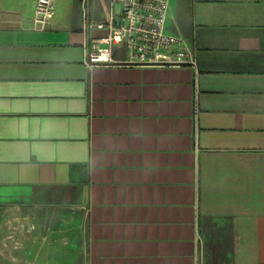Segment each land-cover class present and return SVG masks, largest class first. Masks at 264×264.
Instances as JSON below:
<instances>
[{"label": "crops", "instance_id": "0c3cea01", "mask_svg": "<svg viewBox=\"0 0 264 264\" xmlns=\"http://www.w3.org/2000/svg\"><path fill=\"white\" fill-rule=\"evenodd\" d=\"M33 6L0 1V207L73 211L86 264H264V0H170L195 68H87L108 0Z\"/></svg>", "mask_w": 264, "mask_h": 264}, {"label": "built area", "instance_id": "2783aa9c", "mask_svg": "<svg viewBox=\"0 0 264 264\" xmlns=\"http://www.w3.org/2000/svg\"><path fill=\"white\" fill-rule=\"evenodd\" d=\"M169 4L170 0H108L105 23L89 25L106 29L107 34L91 42L85 66L195 68L196 56L190 43L167 31ZM54 15L53 0H34V29H46ZM116 50H124L126 59H115Z\"/></svg>", "mask_w": 264, "mask_h": 264}, {"label": "rangeland", "instance_id": "374dc122", "mask_svg": "<svg viewBox=\"0 0 264 264\" xmlns=\"http://www.w3.org/2000/svg\"><path fill=\"white\" fill-rule=\"evenodd\" d=\"M78 237L71 210L0 207V264H86Z\"/></svg>", "mask_w": 264, "mask_h": 264}]
</instances>
